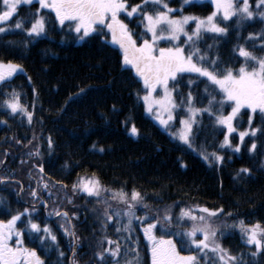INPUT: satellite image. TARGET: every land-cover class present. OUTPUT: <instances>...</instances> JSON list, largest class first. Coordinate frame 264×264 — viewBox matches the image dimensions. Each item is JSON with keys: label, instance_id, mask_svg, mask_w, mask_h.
<instances>
[{"label": "trees", "instance_id": "obj_1", "mask_svg": "<svg viewBox=\"0 0 264 264\" xmlns=\"http://www.w3.org/2000/svg\"><path fill=\"white\" fill-rule=\"evenodd\" d=\"M128 2L137 4L141 0ZM169 6L178 9L182 7V0H169ZM183 7V13L197 16L208 15L213 10L209 2ZM2 8L0 3V10ZM38 9L36 2L20 5L7 23L13 31L0 34V61H10L24 69L23 73L17 72L0 85V155L9 164L7 172L18 179L24 188L19 198L20 184L15 183V187L11 182L1 184L0 197L5 204L0 205V219L8 220L11 214L32 206L28 188L29 184H35L29 174L34 178L37 172L33 165L43 164L47 176L52 181H62L68 185L69 192L78 177L94 173L110 189L124 187L130 191L136 188L146 193V202L152 209L175 204L181 207L199 205L210 209L222 207L232 216L218 221L220 230L225 233L220 239L221 244L233 254L245 253L244 259L249 260V247L245 246L239 230L223 225L240 220L245 224L264 225V148L261 147L264 140H255L257 151L254 154L246 152L243 147L240 153L235 154L229 149L219 150L224 162L210 165L187 146L174 140L146 115L142 102L137 100V93L141 96L144 94L142 82L135 76L134 70L122 67L121 52L117 46L103 43V37L78 41L75 34L69 31V22L61 27L49 10L40 13L47 22L44 36L32 39L14 29L17 19L25 21V28L29 27L27 21ZM249 25L255 28L256 33L264 31V23L259 20L246 25L239 32L233 31V25L227 37L213 40L205 36L206 43H201L200 47L206 49L207 45L214 44L208 55H219L223 62L221 67L236 68L242 58H237L234 49L238 44L249 48L246 44L251 32ZM130 27L138 30L134 25ZM261 43L264 40H259L255 43L257 46L249 50H253L257 56H264V49L259 47ZM28 77H31V82ZM187 79L186 74L179 85L180 91L185 94L190 90L185 86ZM197 83L199 87L193 84L191 90L194 96L203 98L205 84ZM81 89L85 91L81 93ZM13 90L21 94V102L29 111H32L31 106L35 103L31 125L26 118L19 114L13 116L2 106L3 100L7 99L5 94ZM206 104L204 100L198 106ZM229 110L225 108L226 112ZM247 112V109L242 110L237 118L240 131L248 128ZM3 121H7V124ZM133 123L140 130L139 137L129 134ZM253 125L264 127L259 114L254 117ZM194 130L197 135L193 144L199 151L202 148L208 152L219 149L224 132L219 126H214L207 115ZM49 136L53 141L51 150L47 144ZM231 139L233 145L239 143L236 133L232 134ZM249 139L246 137L245 144ZM101 148L103 151H99ZM36 150L40 152V157H29L28 153ZM242 168L250 169L251 174L238 175ZM3 170L0 168V173L6 177ZM53 191L54 196L57 195ZM41 195L51 211L54 206L52 199L43 192ZM59 196L56 206L68 211L70 216L75 214L78 217L71 221L79 238V244L74 247L76 249L70 246L69 238L63 234L60 225L64 222L59 217L46 218L44 207L39 204H36L37 222L51 226L64 257L60 258L54 248L41 251L27 234L24 237L25 246L36 248L45 264H71L73 258L77 264H97L96 252L103 235L102 221L96 210L103 205L83 194L73 196L71 204L63 200L62 192ZM117 206L113 202V207ZM137 215H144V211H138ZM106 231L116 239L112 225ZM135 235L140 238V264H151V250L139 228H136ZM177 247L184 246L178 241ZM181 254L188 253L182 251ZM258 264H264V258H258Z\"/></svg>", "mask_w": 264, "mask_h": 264}, {"label": "snow or ice", "instance_id": "obj_2", "mask_svg": "<svg viewBox=\"0 0 264 264\" xmlns=\"http://www.w3.org/2000/svg\"><path fill=\"white\" fill-rule=\"evenodd\" d=\"M33 2L0 0L3 5V10H0V34L13 31V28L2 25L13 18L21 4L32 5ZM35 2L39 4V9L27 21L30 26L25 28V21L17 19L14 29L26 33L32 39L44 36L47 22L40 13L49 10L55 14L61 27L69 22V31L75 34L78 41L103 37V43L117 46L121 52L122 67L134 70L135 76L142 82L144 94L141 96L137 93V100L142 102L146 113L174 140L195 151L193 143L198 129L194 131V128L202 123V118L207 115L214 126H219L224 132V139L217 151L208 152L206 148L200 150L199 155L205 162L210 165L222 164L224 156L219 154L222 149H229L235 154L240 153L243 147L250 154L256 153L255 140H264V127L253 125L257 114L264 121V56H257L244 44H238L234 54L238 59L242 58L239 66L221 67L223 62L219 55H208L215 45H207L206 49L200 45L206 43L205 36L213 40L227 37L233 25V31L239 32L257 19L264 23V0H208L214 9L204 17L183 14V6L191 7L203 0H182L179 9L170 7L169 0H141L137 4H130L128 0ZM130 25L138 30L134 31ZM189 25H192L191 29ZM259 40H264V31L249 33L246 43L252 41L255 47V42ZM162 42L170 46H161ZM259 47L264 49V43ZM17 72H24L21 65L0 61V85L9 81ZM186 74L188 79L185 86L190 90L185 94L180 91L179 85L185 80ZM28 80L31 82V77ZM198 81L205 84L203 98L194 96L191 90L193 84L199 87ZM84 91L81 89V93ZM33 92L36 93L35 88ZM5 95L7 99L3 100L2 106L11 115L19 114L26 118L31 125L35 103L31 106L32 111H29L21 102L19 92L13 90ZM204 100L207 101L206 106H198ZM226 107L230 111L226 112ZM244 109L248 110V128L240 131L236 122ZM178 115L186 118L177 120ZM177 122L180 125L178 129L175 128ZM3 123L7 124V121ZM233 133L238 137L239 143L236 145L232 143ZM129 134L133 137L141 134L134 123L131 124ZM246 137L250 138L248 144H245ZM47 144L51 150L53 141L50 136ZM261 147L264 148V144ZM28 155L40 157L41 154L36 150ZM33 167L37 177H31V173L29 175L30 179H34L35 186L29 184L28 188L32 206L11 214L7 221L0 220V264H45L36 248L25 246L26 234L41 251L47 252L54 248L60 258L64 257L51 226L37 222L36 203L48 208V202L41 199V192L53 201L54 206L48 212V218L55 216L64 222L60 227L69 238L72 248L79 244L75 226L71 223L78 217L75 214L70 216L68 211L56 206L60 199L59 193L62 192L63 200L69 204L73 203V196L83 194L103 205L97 210L102 221L103 235L96 252L97 264H140V238L135 235L136 228L141 230L143 238L150 245L151 264H258V258H264V225L261 223L245 224L240 220L236 224L223 225L225 228L239 230L245 246L249 247L247 261L244 259L245 253L233 254L220 243L225 233L220 230L218 221L225 216H232L231 212H225L222 207L210 209L199 205L181 207L175 204L152 209L146 202V193L136 188L130 191L124 187L110 189L94 173L78 177L69 192L68 185L62 181H52L47 176L43 164ZM240 174L250 175L251 170L242 168ZM5 182V178H0V184ZM53 190L57 195L54 196ZM23 191V185L20 184L17 195ZM113 202L123 207H113ZM4 204V199L0 197V205ZM138 211H144V215H137ZM109 225L113 226L116 239L107 234ZM178 241L183 248L177 247ZM182 251L188 254L182 255ZM71 264H77L75 258Z\"/></svg>", "mask_w": 264, "mask_h": 264}, {"label": "rangeland", "instance_id": "obj_3", "mask_svg": "<svg viewBox=\"0 0 264 264\" xmlns=\"http://www.w3.org/2000/svg\"><path fill=\"white\" fill-rule=\"evenodd\" d=\"M34 2H35V0H34ZM203 2H208V0H203ZM22 5V4H21ZM181 8V7H180ZM179 9V8H178ZM213 9H214V6H213ZM2 10H3V8H2ZM213 11V10H212ZM211 11V12H212ZM184 15H193V14H188V13H183ZM55 15V14H54ZM197 16V15H196ZM205 16H207V15H205ZM201 17H204V16H201ZM258 20V19H257ZM8 23V22H7ZM7 23H6V25H2V26H5V27H9V26H7ZM189 27V29H191V27H192V25H189L188 26ZM249 28L251 29V32L250 33H256V30H255V28L253 27V26H250L249 25ZM109 40H110V37L108 38ZM256 42H258V41H256ZM255 42V43H256ZM246 44H248V46H249V48L250 49H254L257 45L255 44V47H253V42L252 41H247V43ZM161 46H165V47H167V46H170V45H168V44H165V43H161ZM16 64V63H15ZM194 95V94H193ZM230 111V110H229ZM145 113H146V111H145ZM147 114V113H146ZM155 123H157L149 114H147ZM181 118H186V117H184V116H182V115H178V117H177V120H179V119H181ZM158 124V123H157ZM159 125V124H158ZM160 126V125H159ZM161 127V126H160ZM180 127V125H179V123L177 122L176 124H175V128L176 129H178ZM162 128V127H161ZM163 129V128H162ZM164 130V129H163ZM165 131V130H164ZM195 131V130H194ZM168 133V132H167ZM193 147L196 149L195 150V152L197 151V148L194 146V144H193ZM6 160V159H5ZM5 160L3 161V159H2V156L0 155V168H3L4 170V173H5V176L6 177H2V173H0V177L1 178H5V183H10L11 182V184H12V186L13 187H15L16 186V181H15V177H12L9 173L10 172H7V169H8V166H9V164L8 163H5ZM32 176V175H31ZM33 176H34V173H33ZM37 177V175L36 176H34V178H36ZM16 180H18V179H16ZM33 181H34V179H33ZM16 183V184H15ZM3 185V184H2ZM0 187H1V184H0ZM19 192H20V187H19ZM21 194V193H20ZM20 194L18 195V197L20 198L21 196H20ZM40 196H41V199H45L42 195H41V193H40ZM24 202H26V203H29V201H24ZM36 204H39V202H37ZM40 205V204H39ZM119 207H123L122 205H119ZM100 208H102V207H100ZM45 209V208H44ZM48 209V208H47ZM51 210V209H50ZM48 212H49V210H47V215H48ZM96 214H98V211L96 210ZM52 219H54V218H56L55 216H52L51 217ZM236 223H238V222H234V223H231V224H236ZM221 243V242H220ZM149 248H150V245H149ZM183 255V254H182Z\"/></svg>", "mask_w": 264, "mask_h": 264}, {"label": "bare ground", "instance_id": "obj_4", "mask_svg": "<svg viewBox=\"0 0 264 264\" xmlns=\"http://www.w3.org/2000/svg\"><path fill=\"white\" fill-rule=\"evenodd\" d=\"M196 147V146H195ZM197 148V147H196ZM192 150V149H191ZM193 151V150H192ZM195 154H197V155H199V149L197 148V151L195 152V151H193ZM200 157H201V155H199ZM202 158V157H201Z\"/></svg>", "mask_w": 264, "mask_h": 264}]
</instances>
